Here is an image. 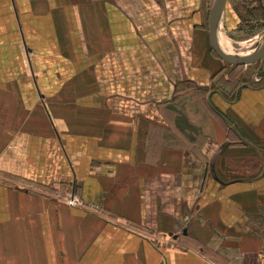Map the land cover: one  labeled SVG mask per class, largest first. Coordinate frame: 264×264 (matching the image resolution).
<instances>
[{"label":"crops","instance_id":"1","mask_svg":"<svg viewBox=\"0 0 264 264\" xmlns=\"http://www.w3.org/2000/svg\"><path fill=\"white\" fill-rule=\"evenodd\" d=\"M208 1L0 0V264H264V60Z\"/></svg>","mask_w":264,"mask_h":264},{"label":"rangeland","instance_id":"2","mask_svg":"<svg viewBox=\"0 0 264 264\" xmlns=\"http://www.w3.org/2000/svg\"><path fill=\"white\" fill-rule=\"evenodd\" d=\"M213 1L210 0V3L208 1L207 9L211 7ZM263 36L264 0L226 1L218 37L228 42V48L232 52L245 51L254 47L261 43ZM257 67L258 65H255L254 69Z\"/></svg>","mask_w":264,"mask_h":264},{"label":"water","instance_id":"3","mask_svg":"<svg viewBox=\"0 0 264 264\" xmlns=\"http://www.w3.org/2000/svg\"><path fill=\"white\" fill-rule=\"evenodd\" d=\"M227 0H214L209 10V41L212 50L221 59L235 64H251L264 60V36L261 43L256 44L248 51L238 54L237 52H227L219 44L218 29Z\"/></svg>","mask_w":264,"mask_h":264},{"label":"built area","instance_id":"4","mask_svg":"<svg viewBox=\"0 0 264 264\" xmlns=\"http://www.w3.org/2000/svg\"><path fill=\"white\" fill-rule=\"evenodd\" d=\"M67 202L70 206L76 205V198L73 193L68 196Z\"/></svg>","mask_w":264,"mask_h":264},{"label":"bare ground","instance_id":"5","mask_svg":"<svg viewBox=\"0 0 264 264\" xmlns=\"http://www.w3.org/2000/svg\"><path fill=\"white\" fill-rule=\"evenodd\" d=\"M219 39V38H218ZM220 46L227 52H232L231 49L227 48V47H224L220 42H219ZM250 49V48H249ZM249 49L243 51V50H240V51H237L238 54H242L243 52H246L248 51Z\"/></svg>","mask_w":264,"mask_h":264}]
</instances>
